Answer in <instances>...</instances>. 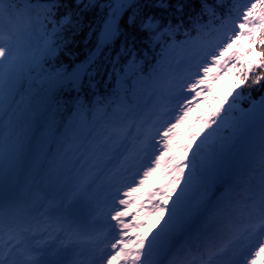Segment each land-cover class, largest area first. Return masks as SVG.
I'll use <instances>...</instances> for the list:
<instances>
[{"label": "snow or ice", "instance_id": "snow-or-ice-1", "mask_svg": "<svg viewBox=\"0 0 264 264\" xmlns=\"http://www.w3.org/2000/svg\"><path fill=\"white\" fill-rule=\"evenodd\" d=\"M0 264H264V0H0Z\"/></svg>", "mask_w": 264, "mask_h": 264}, {"label": "trees", "instance_id": "trees-1", "mask_svg": "<svg viewBox=\"0 0 264 264\" xmlns=\"http://www.w3.org/2000/svg\"><path fill=\"white\" fill-rule=\"evenodd\" d=\"M100 3L105 2V0H99ZM139 2L141 4H149L152 2V0H139ZM233 2V0H224V4L230 5ZM239 3L241 4V6H245L248 4V0H239ZM224 11H227V8L225 7ZM96 19V17L92 16L91 14H89L88 16L85 17V21H84V26L82 28V30L76 35L75 40L71 43L70 47L72 49V53L74 55L75 58L79 59H84L90 52V50H92L94 48V44H95V37L92 36L91 38L89 37V23L91 21H94ZM94 27V24H93ZM178 39H183L182 36H178ZM243 42L245 43V47H247V43H246V39L243 40ZM255 48V52L259 51V48L254 46ZM113 55H115V50L113 51ZM255 53L250 54L249 58H251L252 56H254ZM257 59L259 58L258 56L256 57ZM104 58L103 56H101L100 58V62L103 63ZM235 72V70H234ZM234 72L233 74H230L228 76H225L223 78H221L220 82H218L215 85V91L213 92V95H215L216 97L220 94H222V96L224 95L225 91L228 90L229 88H231L233 86V76H234ZM104 88V84L103 81H101L100 84V89L101 91H103ZM258 95L256 92H253V96ZM229 99H232V97H229ZM242 106H246V101L242 104ZM205 113V112H204ZM203 113V114H204Z\"/></svg>", "mask_w": 264, "mask_h": 264}, {"label": "rangeland", "instance_id": "rangeland-1", "mask_svg": "<svg viewBox=\"0 0 264 264\" xmlns=\"http://www.w3.org/2000/svg\"><path fill=\"white\" fill-rule=\"evenodd\" d=\"M221 96H222V94L219 95V97H221ZM217 97H218V96H217ZM219 97H218V98H219Z\"/></svg>", "mask_w": 264, "mask_h": 264}]
</instances>
